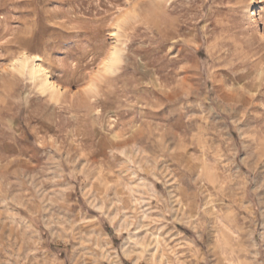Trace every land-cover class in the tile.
<instances>
[{
    "label": "clouds",
    "instance_id": "obj_1",
    "mask_svg": "<svg viewBox=\"0 0 264 264\" xmlns=\"http://www.w3.org/2000/svg\"><path fill=\"white\" fill-rule=\"evenodd\" d=\"M0 264H264V0H0Z\"/></svg>",
    "mask_w": 264,
    "mask_h": 264
}]
</instances>
